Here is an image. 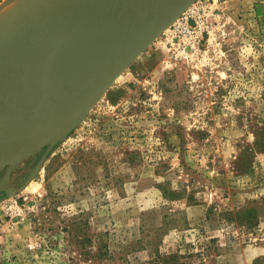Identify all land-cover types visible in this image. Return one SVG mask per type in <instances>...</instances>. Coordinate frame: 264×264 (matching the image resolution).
Returning a JSON list of instances; mask_svg holds the SVG:
<instances>
[{
  "label": "rangeland",
  "instance_id": "obj_1",
  "mask_svg": "<svg viewBox=\"0 0 264 264\" xmlns=\"http://www.w3.org/2000/svg\"><path fill=\"white\" fill-rule=\"evenodd\" d=\"M42 1L0 26L74 5ZM188 11L38 168L0 161V264H264V0Z\"/></svg>",
  "mask_w": 264,
  "mask_h": 264
},
{
  "label": "water",
  "instance_id": "obj_2",
  "mask_svg": "<svg viewBox=\"0 0 264 264\" xmlns=\"http://www.w3.org/2000/svg\"><path fill=\"white\" fill-rule=\"evenodd\" d=\"M195 1L74 0L68 7L67 1L59 7L48 3L41 11L1 25L0 72L19 55L44 46L53 50L43 68L41 105L26 116L46 114L42 131L0 161L15 165L29 151L44 148L34 166L38 168L113 81Z\"/></svg>",
  "mask_w": 264,
  "mask_h": 264
},
{
  "label": "bare ground",
  "instance_id": "obj_3",
  "mask_svg": "<svg viewBox=\"0 0 264 264\" xmlns=\"http://www.w3.org/2000/svg\"><path fill=\"white\" fill-rule=\"evenodd\" d=\"M33 1H35V0H16L13 4H10V5H6L5 7H2V8H0V23L2 22H5V20L7 21L8 19H11L12 17H13V15H16V14H19V13H22V12H26V11H28L29 9H28V7L30 6V3L32 4V2ZM42 1V0H41ZM45 1V0H44ZM42 3H43V1H42ZM45 4V3H44ZM92 6H95V4H92ZM191 6V5H190ZM189 6V7H190ZM33 7V6H32ZM188 7V8H189ZM31 8V7H30ZM28 9V10H27ZM35 9V8H34ZM32 10V9H31ZM30 11V10H29ZM31 14H33V13H31ZM31 14H29V15H31ZM21 15V14H20ZM23 15H24V13H23ZM28 16V15H27ZM27 16H25V17H27ZM14 18H17V17H14ZM20 18H22V17H20ZM1 23V24H2ZM8 25V24H7ZM52 50H53V47L52 46H44V47H42V48H38V49H36V50H33V51H31L30 53H27V54H22V55H19L18 57H16L13 61H16V59H18V58H20V57H22L23 58V56H25V58H26V56L27 55H33V54H36V55H39V56H35V55H33L34 56V58L33 59H31L32 61H31V63H30V68H29V73H28V76L26 77V79H25V82L24 83H22V84H19L18 86H16V87H14V88H16V91L15 92H18V96L17 97H15L14 99H11L12 100V105L11 104H7V106L5 105L4 107L6 108H9V111H8V114H9V112L11 113V114H13V112L14 111H24V113H23V116H24V118L23 119H21L18 123H19V126H15L14 127V124H15V119L17 118L16 116H14L15 117V121L12 119V121H11V125H12V127H14V128H11V126L9 125V127H7V128H5L6 130H8L9 129V132H10V134H9V140L7 141V142H5V144L3 145V146H1L2 147V151L4 152V153H13L15 150H17L18 148H20V147H22L23 145H25V144H27L28 142H30L31 141V139L32 138H34V137H36V136H38V135H40V132L42 131V126H43V123H44V121H45V119H46V114H44V113H41V114H38V115H36L35 117H33V118H27L26 117V113L32 108V107H35V106H39V105H41V97H40V91H41V86H42V79H43V68H44V64H45V62H46V60H47V58H48V56L50 55V53L52 52ZM43 53H45L46 54V57H45V59H44V61H43V63H42V65H41V69H40V88H39V90H38V86H39V84H38V71H37V69H38V65H39V63L41 62L40 60L45 56V55H43ZM30 57V56H29ZM29 57L28 58H26V59H29ZM30 57V58H31ZM18 60H20V61H18V64H19V62H21V61H23V59L21 60V58L20 59H18ZM25 60V59H24ZM12 61V62H13ZM26 61V60H25ZM14 63V62H13ZM17 63V62H16ZM24 63V62H23ZM27 63V62H26ZM11 64V63H10ZM18 64H16V68H18L17 67V65ZM25 64V63H24ZM12 65V64H11ZM14 65V67H12L11 66V68H10V70L12 69V68H14V69H16L15 68V64H13ZM20 65V64H19ZM9 66V65H8ZM8 66L4 69V75H2V77H6V78H9L10 77V75L12 74V73H14V71L12 72V70H11V72H10V70L8 71ZM28 67V66H27ZM7 69V70H6ZM20 69V68H19ZM19 69H18V71H19ZM5 70L6 71H8V73L7 72H5ZM28 70V69H27ZM16 72H18L17 71V69L15 70ZM2 72H0V74H1ZM5 73L6 74H10L9 75V77H7V75H5ZM19 73H21L20 71H19ZM13 75V74H12ZM24 76V75H23ZM22 76V77H23ZM12 77V76H11ZM11 77L9 78V79H11ZM21 77V78H22ZM2 79V78H1ZM3 80V79H2ZM1 80V81H2ZM7 80V79H6ZM18 80V79H17ZM3 81H5V79L3 80ZM8 81V80H7ZM8 82H10V81H8ZM14 82V81H13ZM4 84H6V81H5V83ZM1 86H2V84H0ZM13 86V85H12ZM4 87H5V85L3 86V89L2 90H4ZM9 87V86H8ZM10 89L12 88V87H9ZM8 88V89H9ZM7 89V88H6ZM1 90V91H2ZM13 90V88L11 89V91ZM6 92V91H5ZM10 93V92H9ZM9 93H7V94H9ZM14 93V92H13ZM1 94H3V91L1 92ZM5 94V93H4ZM6 95V94H5ZM15 95V94H14ZM13 96V95H12ZM12 96H10V97H12ZM16 96V95H15ZM2 97H4V96H2ZM6 97V99H7V97H9L8 95H6L5 96ZM4 97V98H5ZM9 97V98H10ZM1 99V98H0ZM10 99H7V101H9ZM2 101L3 102H5V100H3V98H2ZM11 102V101H10ZM2 103V102H1ZM7 103V102H6ZM3 104V103H2ZM1 106V105H0ZM3 106V105H2ZM1 110V109H0ZM2 110H3V108H2ZM3 112H5V110L3 111ZM7 113V112H6ZM17 113V112H16ZM17 114H19V113H17ZM16 114V115H17ZM1 116V115H0ZM9 116H10V114H9ZM21 116H22V114H21ZM6 117H8V116H6ZM5 117V119H7ZM13 117V118H14ZM2 117H0V119H1ZM4 118V117H3ZM4 119V120H5ZM18 119V118H17ZM1 122H3L2 120H1ZM6 122V121H5ZM17 123V124H18ZM7 124H5V126H6ZM8 126V125H7ZM1 127H2V125H1ZM2 128H4V126L2 127ZM3 131H5V130H3ZM0 133H2L1 131H0ZM8 133V132H7ZM6 133V134H7ZM3 135H5L4 133H2ZM2 136V135H1ZM3 137V136H2ZM6 137V136H5ZM30 137V138H29ZM28 138H29V140H28ZM28 140V141H27Z\"/></svg>",
  "mask_w": 264,
  "mask_h": 264
},
{
  "label": "crops",
  "instance_id": "obj_4",
  "mask_svg": "<svg viewBox=\"0 0 264 264\" xmlns=\"http://www.w3.org/2000/svg\"><path fill=\"white\" fill-rule=\"evenodd\" d=\"M78 1H81V0H77V2H78ZM7 21H8V20H7ZM5 22H6V20H5ZM33 55H35V56H39L40 54H39V55L33 54ZM33 55H27L26 58H28L29 56H30V57L32 56V57L34 58ZM43 55H45V56L40 60L41 62L39 63V65H38L39 67H38V69H37V71H38V84H39V86H38V90H39V88H40V69H41V65H42V63H43V61H44V59H45V57H46V54H45V53H43ZM30 57H29V59H26L25 56H23V58L20 57L21 60L23 59V61L19 62L20 65L18 64V61H20V60H18V59H20V58H18V59H16V61H13L14 63H13V62L11 63L12 65L10 64V65L8 66L7 69H8V71H9L10 68H11V66L14 67L13 64H15V68H16V64H18L17 67H18V66H19V67L16 68V69H17V71H18V69L20 68L19 71L21 72V73H19V71L16 72V71H15L16 69L12 68L13 70H12V69H11V70H12V72L14 71V73H12L13 75H12V74H11V75L9 74L10 77L12 76L11 79H9L10 77H9V75L6 74V73H5V75H7V77H9V78H6L5 76L2 77V75H4V74H3L4 72H2V73L0 74V84H2V86L0 85V98H1V99H0V105H1V106H0V109H1V110H0V115H1L0 117H2V118L0 119V131H1L2 133L5 134V135H3L2 133H0V138H3V137L6 136V137H7L6 142L9 140L8 138H9V134H10V132H9V129L6 130L5 128L9 127V125L11 126V128H14L15 126H16V127L19 126V123H18V122L21 120V117L23 116V113H24V111H14L13 114H11V113H10L11 111H10V112H9L10 116H9V114H8L9 108H7V107H8L7 104L9 103V104L12 105V100H11V99H14L15 97H17V96L19 95L18 92H15V91H16V88H17L16 86H18L19 84L24 83L26 77L28 76V73H29L28 71H29V68H30V66H31L30 63H31V61H32L31 59H33L32 57H31V58H30ZM24 59H25L26 61H25ZM16 62H17V63H16ZM23 62H24L25 64H24ZM26 62H27V63H26ZM31 64H32V63H31ZM27 66H28V67H27ZM7 69H6V70H7ZM27 69H28V70H27ZM6 70H5V72L8 73V71H6ZM11 70H10V72H11ZM23 75H24V76H23ZM22 76H23V77H22ZM21 77H22V78H21ZM1 78H2L3 80L5 79L6 84H4L5 81H3ZM6 79H7L8 81H10V82H8ZM17 79H18V80H17ZM1 80H2V81H1ZM13 81H14V82H13ZM4 85H5L4 90H2ZM12 85H13V86H12ZM8 86H9V87H12L13 90L11 91L12 88L10 89ZM14 87H16V88H14ZM6 88H7V89H6ZM8 88H9V89H8ZM1 90L3 91V94H1V92H2ZM5 91H6V92H5ZM9 92H10V93H9ZM13 92H14V93H13ZM4 93H5L6 95H8L9 97L12 96V95H13V96L10 97V98L7 97V99H10L9 101H7V99H6V97H5L6 95H5ZM7 93H9V94H7ZM14 94H15L16 96H15ZM2 96H4L5 98L2 97ZM2 98H3V100H5V102L2 101ZM10 101H11V102H10ZM1 102H2L3 104H2ZM6 102H7V103H6ZM4 104L7 106L6 108L4 107V106H5ZM2 105H3V106H2ZM2 108H3V110H2ZM4 110H5V112H3ZM6 112H7V113H6ZM16 112L19 113V114H17ZM16 114H17V115H16ZM21 114H22V116H21ZM6 116H8V117H6ZM14 116H16L18 119H17V118L15 119ZM3 117H4V118H3ZM5 117H6L7 119H5ZM13 117H14V118H13ZM4 119H5V120H4ZM12 119H13V120H14V119L16 120V121L14 120V121H15L14 127H12L13 124L11 125V121H12ZM1 120H2L3 122H1ZM5 121H6V122H5ZM17 123H18V124H17ZM5 124H7L8 126H7V125L5 126ZM1 125H2V127L4 126V128H2ZM3 130H5V131H3ZM7 132H8V133H7ZM6 133H7V134H6ZM1 135H2L3 137H2ZM29 138H30V137H29ZM29 138H28V140H29ZM28 140H27V141H28ZM4 144H5V142L3 143V145H4ZM3 145H2V146H3ZM0 151H2V147L0 148ZM2 152H3V151H2ZM3 153H4V152H3ZM5 154L8 155V154H10V153H5Z\"/></svg>",
  "mask_w": 264,
  "mask_h": 264
},
{
  "label": "built area",
  "instance_id": "obj_5",
  "mask_svg": "<svg viewBox=\"0 0 264 264\" xmlns=\"http://www.w3.org/2000/svg\"><path fill=\"white\" fill-rule=\"evenodd\" d=\"M192 6V5H191ZM191 6L189 7V8H187L183 13H182V15L177 19V21H178V24H179V26H181L182 28H184V29H187L188 31H189V28L191 27L190 26V24L188 23V15H191V12H189L188 10L189 9H191ZM184 14H185V16H184ZM187 14V15H186ZM181 18H184V19H182V20H184V21H181Z\"/></svg>",
  "mask_w": 264,
  "mask_h": 264
}]
</instances>
